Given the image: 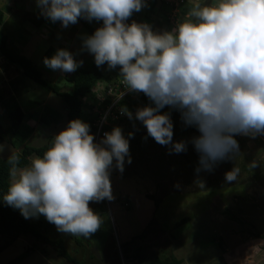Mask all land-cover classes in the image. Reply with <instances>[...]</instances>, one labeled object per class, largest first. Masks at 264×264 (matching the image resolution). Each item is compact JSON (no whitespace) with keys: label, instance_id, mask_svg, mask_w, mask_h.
<instances>
[{"label":"clouds","instance_id":"9594fccd","mask_svg":"<svg viewBox=\"0 0 264 264\" xmlns=\"http://www.w3.org/2000/svg\"><path fill=\"white\" fill-rule=\"evenodd\" d=\"M36 2L41 15L53 23L60 21L65 28L80 18L103 21L84 38L83 47L94 55L98 67H119L120 75L119 71L111 75L123 79L128 91L143 93L154 103L133 109L134 118L157 143L171 144L176 153L187 150V141L173 142L170 114H161L165 106L178 109L184 123L198 129L200 135L191 140L199 154L198 171H211L237 153L236 135L264 134V0L197 3L171 31L163 32L147 23H127L142 9L144 0ZM4 13L0 29L5 25ZM44 64L71 73L82 61L78 64L71 52L58 49ZM93 87L84 98L85 110L92 113L88 98ZM121 112L133 119L126 107ZM123 128L115 126L96 143L90 125L74 119L42 156L30 157L29 166L19 168L18 158L12 156L4 203L25 219L43 215L60 232L90 237L102 224L90 202L113 199L110 169L114 160L120 172L125 157L131 163ZM251 166L255 168L257 162ZM238 174L234 168L226 173V180L234 181Z\"/></svg>","mask_w":264,"mask_h":264},{"label":"rangeland","instance_id":"374dc122","mask_svg":"<svg viewBox=\"0 0 264 264\" xmlns=\"http://www.w3.org/2000/svg\"><path fill=\"white\" fill-rule=\"evenodd\" d=\"M150 1L144 0L142 9L127 23L136 21L149 24L157 32L171 31L195 4L213 2L183 0L174 9L167 0L157 1L153 7ZM0 7L7 12L1 30L7 33L11 47L32 59L47 79L70 90L66 73L46 67L44 59L58 49H66L77 63L85 64L93 55L83 47L84 38L92 35L84 23L100 27L103 21L82 18L65 28L60 21L47 19L44 26L36 28L32 20L41 15L36 0H0ZM8 86L16 93L19 110L29 112L27 121L34 131L28 144L42 146L50 135L56 136L68 127L61 98L24 76L0 51V91ZM172 109L175 115L178 113L173 120V142L187 141V150H168L143 129L139 135L144 140L137 143L130 128L123 125L131 163L125 157L120 172L114 160L110 169L113 199L90 202L102 219L101 227L90 237H83L60 232L54 225L50 236L65 237L72 255L84 264H126L123 252L125 258L136 252L145 256L135 264H146L157 254L163 258L173 254L183 259V264H264V238L254 236L256 232L264 236V134L236 135L237 153L218 162L211 171H198L199 154L191 140L200 133L186 131L181 112ZM1 121L13 123L12 119L11 123ZM8 134L6 137H11ZM14 152L6 140L0 144V159ZM253 161L257 162L255 168L251 166ZM234 168L239 174L229 182L226 173ZM185 218L187 221H183ZM29 219L47 220L43 215ZM142 234L144 238L139 236ZM0 245V264H74L61 257L53 245L33 236L13 240L11 235H0Z\"/></svg>","mask_w":264,"mask_h":264},{"label":"trees","instance_id":"16d2710c","mask_svg":"<svg viewBox=\"0 0 264 264\" xmlns=\"http://www.w3.org/2000/svg\"><path fill=\"white\" fill-rule=\"evenodd\" d=\"M157 1L164 2L161 0H152L149 3H151L153 7L157 3ZM4 16V10L2 7H0V26L4 22ZM31 18L29 20H31ZM80 19L82 20V18ZM46 21L47 18H45L43 15L37 16V18L32 20L36 28L44 26ZM84 25L91 34H94L95 30L99 28L87 22L84 23ZM0 51L5 57L10 60L11 63L15 64L21 70L24 76L31 78L32 80L51 90L61 98L66 109L68 110L67 119L69 122L74 119H80L93 128L95 114L91 111H88L87 109L85 110L86 103L84 102V98L89 94L92 86L95 85L100 79L105 78L110 80L112 78L111 71H119L120 75L119 67H117L116 69H109L107 64L98 67L95 63L93 55L92 58L89 59L85 64H80L76 71L66 73V79L71 84V88L70 90H63V87L47 79L44 76L43 70L36 63H34L32 59L12 48L9 43V37L7 33H5L1 29ZM10 88L11 87L8 86L7 89L3 88V92L0 91V103L7 102L3 104L2 108L0 107V144H2L6 140L15 148V152L12 153L11 156L0 159V235H11L13 237V240L22 235L33 236L37 240H41L46 244L53 245L57 250V253L61 257H64L67 261L74 264H84L72 255L67 246L65 237L54 239L50 236L49 233L53 230L54 224L43 219H25L18 209H14L13 207L8 206L2 199L3 195L7 193L11 182L10 169L12 168V164L10 163V158L12 156H16L18 158L17 166L19 168L26 167L31 163L30 157L34 155L42 156L43 153L51 145L52 139L55 137L53 135H50L48 137L47 143L42 146H34L26 142L31 136V133H33L34 128H32V126L27 121L29 112L22 113L19 110L20 106L17 104L18 99L16 98V93ZM16 88L18 90L19 87L16 86ZM123 101L124 100L121 101V104ZM145 106L155 105L143 93L139 94L138 99H134L131 96H128V102L124 104V107L129 109L135 108L136 110L140 107ZM163 113H169L172 122L175 116L178 114L176 113L175 115L174 110L166 106L161 109V114ZM43 116L44 114L41 115L40 119L43 118ZM16 117H18V120L15 119ZM60 117L62 116L60 115ZM3 119L4 121L10 123L12 119L14 124L11 123L10 125H6L1 121ZM18 121L20 123H18ZM122 121L125 122L124 124L127 125L128 128H130L132 139H134V141L137 143H142L144 139L141 137L142 135H139V132L141 129L147 131L143 124L135 118L128 120V118L122 117L120 122ZM3 125L6 126L5 130H2ZM23 128H26V130L22 131ZM186 131L194 133L199 132L195 126L187 125ZM7 133H9L8 135H10L11 137H6ZM124 137L127 139L125 135ZM161 146L167 148L168 150H173L171 144ZM128 206L130 207L129 204ZM183 221H187V218L183 219ZM139 236L141 238H144L143 234ZM254 236L264 238V236L260 232H256ZM74 240L77 243L79 242L77 238H74ZM2 249L3 247L0 245V252ZM123 254V259L126 264H135L136 259L144 260L145 258V256L140 252H136L134 253V255L128 254V258H125L126 256L124 252ZM164 256L165 257L163 258V256L157 254L146 264H183V259L177 258L173 254Z\"/></svg>","mask_w":264,"mask_h":264},{"label":"built area","instance_id":"2783aa9c","mask_svg":"<svg viewBox=\"0 0 264 264\" xmlns=\"http://www.w3.org/2000/svg\"><path fill=\"white\" fill-rule=\"evenodd\" d=\"M181 1L183 0H167L174 9L178 8ZM174 15H176L175 12ZM139 94L128 91L123 79H116L115 77L110 80L102 78L94 85L88 101L92 105L95 114L94 128L90 127V129L96 143L103 139L105 132H110L115 126H123L125 122H120L122 117H126L129 120V117L121 112L124 107L121 101L126 100L128 102V96L137 98ZM121 95L122 98H118ZM129 111L133 113L134 118L136 111L134 109H129Z\"/></svg>","mask_w":264,"mask_h":264},{"label":"crops","instance_id":"0c3cea01","mask_svg":"<svg viewBox=\"0 0 264 264\" xmlns=\"http://www.w3.org/2000/svg\"><path fill=\"white\" fill-rule=\"evenodd\" d=\"M64 110H65V113H67V110H66V108H64ZM65 118H66V120H67V114H66V117H65ZM67 121H68V120H67Z\"/></svg>","mask_w":264,"mask_h":264},{"label":"water","instance_id":"95a60500","mask_svg":"<svg viewBox=\"0 0 264 264\" xmlns=\"http://www.w3.org/2000/svg\"><path fill=\"white\" fill-rule=\"evenodd\" d=\"M95 251L98 252L97 249H95Z\"/></svg>","mask_w":264,"mask_h":264},{"label":"bare ground","instance_id":"6f19581e","mask_svg":"<svg viewBox=\"0 0 264 264\" xmlns=\"http://www.w3.org/2000/svg\"><path fill=\"white\" fill-rule=\"evenodd\" d=\"M161 1H164V0H161Z\"/></svg>","mask_w":264,"mask_h":264}]
</instances>
